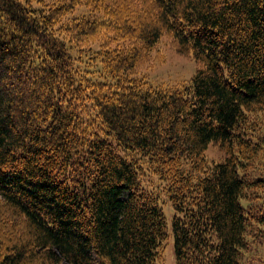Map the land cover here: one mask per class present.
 <instances>
[{"label": "trees", "instance_id": "16d2710c", "mask_svg": "<svg viewBox=\"0 0 264 264\" xmlns=\"http://www.w3.org/2000/svg\"><path fill=\"white\" fill-rule=\"evenodd\" d=\"M164 35L187 85L134 71ZM257 127L264 0H0V264H160L170 240L175 264H243Z\"/></svg>", "mask_w": 264, "mask_h": 264}, {"label": "rangeland", "instance_id": "374dc122", "mask_svg": "<svg viewBox=\"0 0 264 264\" xmlns=\"http://www.w3.org/2000/svg\"><path fill=\"white\" fill-rule=\"evenodd\" d=\"M127 3L129 4V2ZM136 6L137 5L134 4L131 5V7ZM79 10L77 11L79 14H88L86 8L82 11ZM119 43L127 47L133 45V42L130 40H123ZM140 57L141 59L137 63L134 71H136L137 74L149 78V81L155 85H187L198 68V65L189 54H182L179 52L178 46L168 35H164L160 38L151 50L144 52L141 50ZM257 132L259 137L264 138L263 129L257 127ZM224 156V153L219 147L213 144L208 146L204 154L206 161L212 164L222 162ZM156 182H158V180L153 178L149 179L144 185L147 186L150 183ZM261 230L262 231L257 233L258 241L253 243L249 254L242 257L241 261L243 264H250L251 258L255 260V264H264V227H261ZM172 247V240H170L163 249V256L160 264H175Z\"/></svg>", "mask_w": 264, "mask_h": 264}]
</instances>
